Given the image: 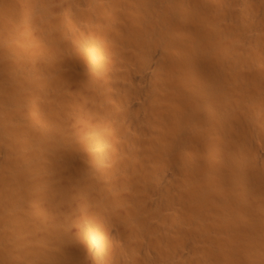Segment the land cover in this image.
I'll return each mask as SVG.
<instances>
[{"label": "bare ground", "instance_id": "1", "mask_svg": "<svg viewBox=\"0 0 264 264\" xmlns=\"http://www.w3.org/2000/svg\"><path fill=\"white\" fill-rule=\"evenodd\" d=\"M1 154L0 264H264V0H0Z\"/></svg>", "mask_w": 264, "mask_h": 264}, {"label": "rangeland", "instance_id": "2", "mask_svg": "<svg viewBox=\"0 0 264 264\" xmlns=\"http://www.w3.org/2000/svg\"><path fill=\"white\" fill-rule=\"evenodd\" d=\"M4 73L7 74L8 71H5ZM8 74H9V73H8ZM14 75L16 76L17 74L14 73ZM3 120H4V119H3ZM3 120L1 119V121H3ZM4 123H5V124H4ZM4 123H1V125L3 124V125L6 126V125H7V122H6L5 120H4ZM35 124H36V123H35ZM3 125H2V126H3ZM8 126H9V125H8ZM5 135H6V134H5ZM5 137H6V136H5ZM2 155H3V154H1L0 157H1ZM2 157H3V156H2ZM2 157H1L0 159H2ZM1 162H2V163H1ZM4 164H5V163H4L3 161H0V165H4Z\"/></svg>", "mask_w": 264, "mask_h": 264}]
</instances>
